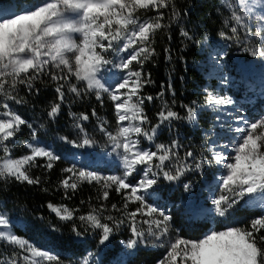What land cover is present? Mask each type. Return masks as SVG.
I'll use <instances>...</instances> for the list:
<instances>
[{"label":"snow or ice","instance_id":"6c2138e0","mask_svg":"<svg viewBox=\"0 0 264 264\" xmlns=\"http://www.w3.org/2000/svg\"><path fill=\"white\" fill-rule=\"evenodd\" d=\"M171 3L172 0H37L18 12L0 7V97L20 103L12 95L17 85L31 87L32 81L41 75H48L57 82L56 91L61 102L66 85L77 96L82 92H94L99 100L102 94H107L115 105L117 128L113 133L101 126V131L105 132L114 150L122 149L123 172L121 175L101 177L94 172L66 168L64 171L72 173V176L61 181L65 190L77 188V182H69L74 176L77 181L103 182L105 190L101 198L104 200L108 198L109 188L125 193L122 211L132 233L127 247L133 248L138 242L145 241L146 234L166 244V255L158 264H264V235L260 234L264 231V215L251 219L245 226L211 230L197 239L177 237L164 241L163 238L169 235L172 217L148 203L144 195L157 184L160 175L166 181L175 182L190 170L189 165L178 157L175 142L171 146L156 145L155 151H149L141 148L139 140L134 139L143 136L153 140L159 125L148 130L142 127L147 123L142 107L145 98L140 96L144 81L141 71L134 70L132 65L135 62L142 67L144 61L154 54L151 48L154 35L164 27L160 22L163 16L159 14V9L167 8ZM225 5L233 9V26L230 36L224 33L221 36L244 43V51L253 57L264 58V0H235L234 3L225 0ZM140 10L156 11L158 14L141 21L137 15ZM251 20L257 24L254 31L250 28ZM250 33L261 41V46L248 45ZM182 34L188 37L187 32ZM112 52L128 55L121 56L120 62L114 63L107 55ZM110 65L125 73L115 84L106 83L102 76ZM73 78L75 83H71ZM133 97L136 99L133 100ZM146 99L151 100L152 97ZM206 103L220 106L230 105L233 101L229 97H216L209 93ZM2 106L5 110L0 113V149L3 151L0 178L38 184L39 178L30 176L28 168L34 165L37 158H46V167L51 169L52 161L59 157L43 146L29 144V155L11 158L6 142L26 121L7 103ZM59 110L60 105L53 104L49 117L54 118ZM159 117L161 122L179 118L171 110L161 111ZM80 119L88 117L82 115ZM187 119H196V109H188ZM238 120L243 121V126L234 129L236 136L233 142L220 145L223 151L213 149L215 163L224 170L218 181L220 194L212 199V210L221 217L246 196L249 203L264 209V118L249 122L240 116ZM77 128L83 135L79 146L95 143L79 124ZM186 156L192 157L193 153L187 152ZM166 162H171V168ZM200 166L196 164L197 169ZM138 171L142 172V176L133 184L129 177ZM185 190H189L188 185H185ZM130 203L138 205L134 211H128ZM49 207L62 220L73 217V212L67 208ZM112 208L117 206L112 205ZM105 211L107 209L101 205L86 216H80L82 222L101 230V243L107 241L113 231V227L103 220L112 221L115 227L125 222L111 215L103 216ZM9 223L6 216L0 214V240L26 251L28 255L23 257L25 264H42V261L56 259L47 251L6 231ZM138 224L147 225V228L137 227ZM12 264H16L15 260Z\"/></svg>","mask_w":264,"mask_h":264},{"label":"trees","instance_id":"16d2710c","mask_svg":"<svg viewBox=\"0 0 264 264\" xmlns=\"http://www.w3.org/2000/svg\"><path fill=\"white\" fill-rule=\"evenodd\" d=\"M8 1L12 5L16 3V0ZM231 10L226 7L225 0H172L169 7L159 9V14L163 16L160 22L164 27L157 30L154 35L151 44L154 54L144 61L142 67L135 62L132 65L134 70L141 71L144 81L140 96L145 98L142 107L147 123L142 127L148 130L159 125L153 139L162 141L169 139L171 145L175 142L178 145L175 149L178 157L190 168L179 180L171 182L172 191L165 195L171 202L184 193L185 185L195 190L194 186L198 181L202 185L203 182L212 180L214 166L207 162L210 155L205 151V147L211 136L219 138L221 126L218 124L220 122L218 106L208 105L207 107L206 99L209 93L216 97H224L227 92L223 90L224 77L220 73L209 72L211 69L205 56L208 51L211 55H219L217 53L224 44L237 42L221 36V33L225 36L231 35L229 26ZM138 13L146 19L158 14L156 11L145 10H140ZM183 32H187L188 37H185ZM241 37L243 39L242 34ZM225 56L238 66H245L248 61L246 54L235 53L231 57L227 52ZM205 68L208 69L206 72L210 75L208 77L204 76ZM71 83H75L74 78ZM77 86L82 87V84ZM56 88V81L51 80L48 75H41L32 81L31 87L27 84L17 85L12 95L20 100V103L0 97V113L5 110L2 105L7 103L12 111L26 121V124L20 126L15 136L6 142L11 158L30 154L27 146L37 144V141L31 142V139H34L33 132H35V139L63 135V130L72 122L82 125L88 131L89 137L95 141L93 145L83 148V154H95L94 150L99 143V138L91 134L89 122L96 117L104 128L107 122H117L115 105L107 94H102L99 100L94 92H82L77 96L69 91L66 85L61 102ZM149 96L152 97L151 100L146 99ZM53 104L60 105V110L54 118L48 115ZM162 107L165 111L171 110L177 113L179 118L158 124V115ZM189 108L196 109V119L193 121L187 119ZM82 115L87 116L88 119L81 120ZM208 132L210 134L207 135ZM187 152H192L193 156L187 157ZM0 156H3L2 149H0ZM89 156L95 158L93 155ZM58 157L59 159L52 161L51 169L46 167L48 163L46 158H37L34 165L28 168L30 176L39 178L38 184H28L13 178H0V214L5 215L10 221L8 229L12 234L27 240L33 246L47 251L56 258L54 261H42V264H74L75 259L81 257L88 249L96 250V264H114L124 250L125 241L132 238L129 222L122 211L125 193H117L112 187L107 189L109 195L104 200L101 198L105 190L102 187L103 182L89 183L77 181V178L69 181L77 182V188L65 190L61 181L72 174L64 171L69 168L68 162ZM194 161L201 165L199 169L196 166L193 167ZM80 165L83 169L89 168L85 163ZM129 181L135 183V177L132 175ZM49 205L71 210L72 219L59 221L49 210ZM101 205L107 209L103 212V216L111 215L116 220L125 221L119 227H115L112 221L103 220L113 227L109 239L104 243L100 242V229H94L80 220V216H86L93 208L99 209ZM112 205H116L117 208L113 209ZM137 206L136 203H130L128 211H134ZM182 208L180 205L179 210L166 213L172 217L170 234L182 235L181 231L184 228L179 227L185 214ZM194 214L193 212L192 215ZM261 215H264V211L235 206L229 218L237 216V225L241 227ZM18 217L28 218V221L24 223L25 228L15 224ZM138 225L137 227L143 229L146 227L142 224ZM186 225H190L188 230L194 233H187L185 237L195 238L209 229L206 223L193 222ZM260 234L264 235V231ZM150 239L151 237L146 234L145 241L138 242L130 255L120 264H155L161 252ZM148 242L151 244H146ZM9 245L0 240L1 249L9 250L12 247L8 248Z\"/></svg>","mask_w":264,"mask_h":264},{"label":"rangeland","instance_id":"374dc122","mask_svg":"<svg viewBox=\"0 0 264 264\" xmlns=\"http://www.w3.org/2000/svg\"><path fill=\"white\" fill-rule=\"evenodd\" d=\"M34 2H37V0H16L15 5H12V3H10L8 0H0V7L13 9L14 11L18 12L21 8L27 7L30 3ZM232 2L234 3L235 0H232ZM232 11L233 9L230 11V14ZM137 15L140 17L141 21L147 20L146 18L140 16L138 12ZM229 26L230 28L233 26L231 17ZM256 27L257 24L255 20H251L250 28L254 31ZM241 34L243 36V33ZM247 43L248 45L254 47L261 46V41L257 40L251 33L249 39L247 40ZM220 44L221 42L219 43V45ZM244 47V43L238 45L237 42H231L229 44H224V46L221 47V50H219L217 53L219 55H211L210 51H208L205 56V60L209 62V68L211 69L209 72H213L215 74L220 73L225 79V81L223 82V90L227 92V94L224 93V97H229L233 101V103L230 105H220L217 107L218 115L220 116V122L218 124L219 126H221V129H219V138L211 136V138L207 141L208 144H206L205 147V151L209 152L210 155L209 160L207 162L208 164L214 166V173L211 174L212 180L207 183L203 182L202 185H200L198 181L194 186L195 190H193V187L189 186V190L186 191L184 186V193L178 195L177 198H175L174 201L171 202L170 199L165 197L166 194L172 191L171 182L166 181L163 176L160 175L157 179V184L154 185L152 189H150L147 193L144 194L148 203L160 208L161 210L165 211V213L172 210H179L180 205H182L183 207L182 210H184L185 214L183 221H181L179 225V227L184 228L183 231H181L182 235L176 236L175 233H169L168 237L163 238L164 241L174 240L177 237L185 239H197L202 237L205 233L203 235H197L195 238L185 237L187 233H194V231L188 230L191 226L186 225L191 224L193 222L199 224H208L209 229L206 231V233L210 232L211 230H225L228 227H239L237 225V216L229 218L232 212V208L235 206H245L253 210H259L261 212L264 211V209H262L261 207L249 203V198L247 196L243 200H240L237 204L233 205V207H231L228 213L223 217L217 216L212 210V199L214 196L220 194V186L218 181L219 177L224 172L223 168L220 165H217L213 159V149L215 148L216 151H223V149L219 147L220 145L231 144L233 142V137L236 136L234 129L237 126H243V121L238 120V117L242 116L249 122L257 121L261 118H264V58L253 57L248 52L244 51ZM227 52H229V55L231 57L235 53H240L241 55L246 54V56L248 57L246 65L238 66L236 64V66L230 59H226L225 55ZM107 55L110 59L114 61V63H119L121 56H126L128 55V53L112 52ZM205 69L206 70L204 72V76H210L207 75L209 73L206 74L208 69ZM124 75L125 73L119 71L111 65L108 66V68L102 73L105 82L108 84H115L118 79L123 77ZM135 99L136 98L133 97V100ZM161 111H165L164 107L161 108L160 112ZM166 121L168 120L161 122L160 117L158 115V124H163ZM89 123V128L92 129L91 134H95V137L97 139L99 138V143L97 144V147L94 150L95 154H83L82 150L83 148L85 149L86 146H79L83 139V135L81 134L80 129L77 128V124L79 123L73 124L72 122L69 127H66L63 130V135H52L45 138L36 137V139H31V142L37 141L38 145L44 146L48 150L52 151L55 155L62 157L68 162L69 168H74L76 170H83L87 172H92L91 170H94L93 172L101 177L121 175L123 172L122 149L114 150V146L109 141L108 137L105 135V132L101 131L100 120L94 117ZM125 125H127V121L125 122ZM80 127H82L84 129V132L87 133V135L89 136L88 131L85 130L82 125H80ZM116 128L117 122L110 121L107 122V126L105 129L107 131L115 133ZM208 134H210V132H208L207 135ZM134 139L139 140L141 148L149 151H155L156 145L159 144L171 146V142H169V139L168 141L154 139L149 141L143 136L134 137ZM88 155H94L95 158L91 156L88 157ZM23 156L25 155H20L16 158H20ZM81 163H85L89 166V168L83 169L80 165ZM192 163L193 167H195V161ZM114 164H118V166H115ZM166 164L168 168H171L172 165L169 167L168 163ZM143 167L144 166H139V168ZM133 176L135 177L136 183L141 178L142 172L138 171L137 173H134ZM72 179H76V177L73 176ZM162 192L164 194H162ZM192 197L194 198L193 205L191 203ZM193 206L196 208H193ZM49 210L54 214L56 219H58L59 221H63L50 207ZM193 212L195 213L194 215H192ZM9 215L10 217H12L11 213H9ZM15 221L16 225L25 228L26 226L24 223L25 221H28V218L18 217ZM138 226H140V224ZM145 226L146 229L147 225ZM6 231H9V229H6ZM130 239H127L125 241L124 250L122 251V254L114 264H120L123 259L127 258L130 255L132 249L134 248L127 247V242ZM150 241L154 244V246H158L159 252H161V256L155 263L158 264V262L162 260L166 255V244H162V242L156 241L152 237ZM151 243L148 242L146 244L150 245ZM13 246L14 245H9V250L6 249L5 253L3 252L2 257L4 259L8 258V260H15V262H18L16 264H25L21 263V258L28 255V253L26 251L20 250L17 246ZM1 250L3 251V249ZM96 259V250L88 249L81 255V257L75 259L76 261L74 262V264H85V261H87V264H96ZM12 262L13 261L6 262L4 264H12Z\"/></svg>","mask_w":264,"mask_h":264},{"label":"built area","instance_id":"2783aa9c","mask_svg":"<svg viewBox=\"0 0 264 264\" xmlns=\"http://www.w3.org/2000/svg\"><path fill=\"white\" fill-rule=\"evenodd\" d=\"M168 163L169 167L171 166V162H166ZM191 203L193 205V197L191 198ZM194 207V206H193ZM14 216V215H13ZM10 259V258H9ZM0 262L1 264H4L6 262H11V259L10 260H1V253H0ZM21 263H25V261H23V259H21Z\"/></svg>","mask_w":264,"mask_h":264},{"label":"bare ground","instance_id":"6f19581e","mask_svg":"<svg viewBox=\"0 0 264 264\" xmlns=\"http://www.w3.org/2000/svg\"><path fill=\"white\" fill-rule=\"evenodd\" d=\"M94 156V155H93ZM115 166H118V164H114ZM202 179V178H201ZM202 181V180H201ZM193 200H194V198H193ZM193 208H196V207H193ZM5 250H6V248H4V250L2 251V254H1V260H8V258H3L2 257V255H3V252L5 253ZM8 257V256H7ZM12 257V256H11ZM11 261H13L12 259H11ZM17 263V262H16Z\"/></svg>","mask_w":264,"mask_h":264}]
</instances>
